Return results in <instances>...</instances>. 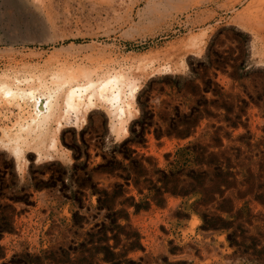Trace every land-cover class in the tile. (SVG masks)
<instances>
[{"label":"rangeland","instance_id":"obj_1","mask_svg":"<svg viewBox=\"0 0 264 264\" xmlns=\"http://www.w3.org/2000/svg\"><path fill=\"white\" fill-rule=\"evenodd\" d=\"M4 1L0 81L120 69L139 89L126 133L98 103L49 157L0 145V264H264V0Z\"/></svg>","mask_w":264,"mask_h":264},{"label":"bare ground","instance_id":"obj_2","mask_svg":"<svg viewBox=\"0 0 264 264\" xmlns=\"http://www.w3.org/2000/svg\"><path fill=\"white\" fill-rule=\"evenodd\" d=\"M4 3L13 8L31 6L36 12L42 14L45 7L49 6L50 0H46V2L43 0H5ZM125 72L119 69L98 75L95 78L89 74L79 76L64 71L51 72L49 77L45 78L43 73L29 72L23 75L22 79L15 74L11 78L8 77L0 81L1 96L25 115L22 122L18 119L12 125L16 127L15 132H11V125L10 129L2 124L4 127H0L1 147H8L12 155L19 160V157L22 159V154L26 149L30 151L28 149L35 148L36 151L38 150L37 153H40L41 147L45 145L44 151L41 153L43 157H49L51 153H49V149L56 146L59 131L63 127L84 122L87 112L95 109L99 104L104 106L110 115L109 130L115 131L117 134L119 131L126 133V126L132 115L131 108L139 85ZM22 82L27 87H20ZM27 101L32 103V112L21 105H25ZM96 104L98 105L96 106ZM51 122L54 123V128L49 132L48 128ZM232 192L234 190H231ZM173 208L171 207V209ZM193 225L194 223H191L190 229L187 231H192ZM196 236L199 241L203 239L200 233ZM183 238H186L185 233ZM204 245L206 246V244ZM215 250L211 249L209 254L200 253L205 260L203 263H208L209 259L219 260Z\"/></svg>","mask_w":264,"mask_h":264},{"label":"trees","instance_id":"obj_3","mask_svg":"<svg viewBox=\"0 0 264 264\" xmlns=\"http://www.w3.org/2000/svg\"><path fill=\"white\" fill-rule=\"evenodd\" d=\"M179 90L181 89V88H178ZM142 131H144V128H142Z\"/></svg>","mask_w":264,"mask_h":264}]
</instances>
